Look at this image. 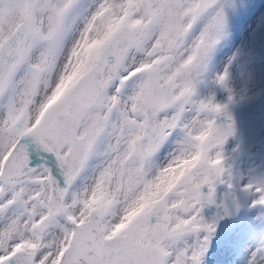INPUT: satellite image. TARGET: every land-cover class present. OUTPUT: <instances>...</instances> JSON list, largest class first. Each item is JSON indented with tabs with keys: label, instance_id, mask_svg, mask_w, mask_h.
Returning a JSON list of instances; mask_svg holds the SVG:
<instances>
[{
	"label": "snow or ice",
	"instance_id": "6c2138e0",
	"mask_svg": "<svg viewBox=\"0 0 264 264\" xmlns=\"http://www.w3.org/2000/svg\"><path fill=\"white\" fill-rule=\"evenodd\" d=\"M233 6L0 0V264H202L218 218L264 208L196 99Z\"/></svg>",
	"mask_w": 264,
	"mask_h": 264
},
{
	"label": "rangeland",
	"instance_id": "374dc122",
	"mask_svg": "<svg viewBox=\"0 0 264 264\" xmlns=\"http://www.w3.org/2000/svg\"><path fill=\"white\" fill-rule=\"evenodd\" d=\"M263 3L264 0H233L234 6L226 9L225 34L212 53L202 82L197 85V100L214 97V90L220 86L215 83V77L222 73L226 66L228 68L226 83H228L237 79V75L244 76L248 70L260 65L259 60L264 57V31L256 41V47L259 48L253 51L246 50L248 53L245 54L244 45L249 41L244 37L256 16V11ZM259 14L264 24V9ZM228 58H235V65L232 62L228 64ZM237 58L239 60H236ZM220 94L218 98L217 95L213 99V102L227 105L231 120L228 121L221 115L217 118V124L232 123L234 128V134L224 145L225 167L233 169L234 175L237 174L242 184L246 182L245 175L249 171L246 168L247 163L252 164L256 173L264 177V85L256 86L242 97L228 93L221 99L223 93ZM229 95L232 96V102L228 100ZM218 190L223 192L222 187ZM204 211L211 216L209 222H212L218 210L210 206ZM203 215L205 217V214ZM262 234H264V208H252L247 203H242L238 210H233L230 215L216 220L215 232L202 264H245L247 256L257 247Z\"/></svg>",
	"mask_w": 264,
	"mask_h": 264
},
{
	"label": "bare ground",
	"instance_id": "6f19581e",
	"mask_svg": "<svg viewBox=\"0 0 264 264\" xmlns=\"http://www.w3.org/2000/svg\"><path fill=\"white\" fill-rule=\"evenodd\" d=\"M251 32H252V30H251ZM258 35H259V33L254 31V32H252L250 37L248 36L249 42H248L247 46H245V47H247V49H251L254 46V44L257 41ZM227 60H228V64L232 62L235 65L233 58H228ZM248 78H249L248 80H246V79L242 80L240 78V76L237 75V79L234 80V84L231 83V85L229 86L227 91H226V88L222 89L221 87H217L213 92L214 98H216L217 95H218L217 96V98H218L219 95H221L220 93H223V94L225 93V95L222 94V96L220 97L221 99L224 98L225 96H227L228 93H240L242 95L249 93L252 89H255L256 86L258 87L260 82H264V65L259 68V71L256 72L255 75H253V76L250 75ZM214 98H212V99H214ZM246 168L249 169V171L245 175V181L246 182L251 180L253 177H256V178L261 177L260 175H258L256 173L254 166L248 165ZM236 173H238V172H236ZM233 175H234V173H233ZM236 177H237V174H236ZM203 214H205V219H209V217H210L209 214H207L205 211Z\"/></svg>",
	"mask_w": 264,
	"mask_h": 264
},
{
	"label": "flooded vegetation",
	"instance_id": "af4514ba",
	"mask_svg": "<svg viewBox=\"0 0 264 264\" xmlns=\"http://www.w3.org/2000/svg\"><path fill=\"white\" fill-rule=\"evenodd\" d=\"M264 9V3L262 4V5H260V8L256 11V16H254V19H253V21H252V23H251V25H250V28H249V30H247V32H246V34H245V37L244 38H246L247 40H248V36L250 37V35L252 34V32H258L259 33V35H258V37H257V40L259 39V36L260 35H262V33H263V31H264V24H263V22L261 21V15L259 14V12L260 11H262ZM251 30H252V32H251ZM243 45H244V43H243ZM244 46H247V45H244ZM254 46H255V48H254ZM254 46L251 48V49H247V47L245 48V51L246 50H248V51H251L253 48V50H255V49H258L259 48V46L258 47H256V43L254 44ZM252 50V51H253ZM248 51H246V52H244V54L245 53H248ZM243 54V55H244ZM264 58V57H263ZM261 59V60H259V66H254L252 69H250V70H248L247 71V73H244V76L243 75H239L240 76V78L242 79V80H244L245 78L246 79H249L248 77L251 75V76H253V75H255V73L256 72H258L259 71V68L261 67V66H263L264 65V59ZM235 59V58H234ZM236 60H239V58H237ZM240 67H246V66H240ZM231 83L232 84H234V80L233 81H229L228 83H226V85L225 86H223V88L222 89H224V88H226V90L229 88V86L231 85ZM261 85H264V82H260V84H259V86H261ZM220 87V86H219ZM238 97H242V96H244V95H246V94H244V95H242V94H240V93H235ZM213 95H214V93H213ZM210 98H214V97H210ZM227 103H228V101H227ZM248 164V163H247ZM246 164V167L249 165H247ZM251 166H253L252 164H250ZM231 171H232V173L234 172L233 171V169H231ZM243 174H244V172H242ZM218 192H221L220 190H218ZM210 216V215H209ZM206 220H208V221H210L211 220V216L209 217V219H206Z\"/></svg>",
	"mask_w": 264,
	"mask_h": 264
}]
</instances>
